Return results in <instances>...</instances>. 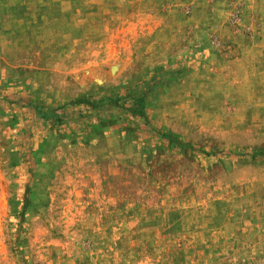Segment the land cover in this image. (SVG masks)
<instances>
[{
  "label": "rangeland",
  "instance_id": "obj_1",
  "mask_svg": "<svg viewBox=\"0 0 264 264\" xmlns=\"http://www.w3.org/2000/svg\"><path fill=\"white\" fill-rule=\"evenodd\" d=\"M0 264H264V0H0Z\"/></svg>",
  "mask_w": 264,
  "mask_h": 264
}]
</instances>
